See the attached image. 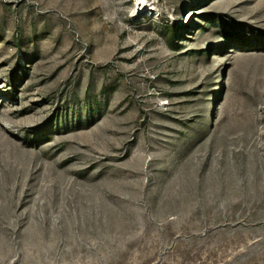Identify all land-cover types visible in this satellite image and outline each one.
<instances>
[{"label":"rangeland","instance_id":"rangeland-1","mask_svg":"<svg viewBox=\"0 0 264 264\" xmlns=\"http://www.w3.org/2000/svg\"><path fill=\"white\" fill-rule=\"evenodd\" d=\"M0 264H264V0H0Z\"/></svg>","mask_w":264,"mask_h":264},{"label":"bare ground","instance_id":"bare-ground-1","mask_svg":"<svg viewBox=\"0 0 264 264\" xmlns=\"http://www.w3.org/2000/svg\"><path fill=\"white\" fill-rule=\"evenodd\" d=\"M137 1V0H136ZM141 6V5H140ZM145 8V7H144ZM142 10V9H141Z\"/></svg>","mask_w":264,"mask_h":264}]
</instances>
